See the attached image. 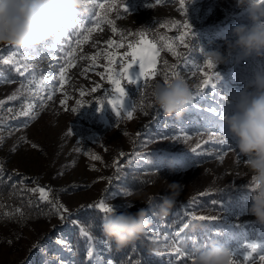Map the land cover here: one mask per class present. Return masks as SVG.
Masks as SVG:
<instances>
[{"label":"rangeland","instance_id":"rangeland-1","mask_svg":"<svg viewBox=\"0 0 264 264\" xmlns=\"http://www.w3.org/2000/svg\"><path fill=\"white\" fill-rule=\"evenodd\" d=\"M115 3L117 8L108 13V19L114 22L117 32H112L111 25L99 21V29L94 30L86 42L83 35L78 37L76 33L57 41L68 51L76 48L72 57H66L64 51H53L52 58L31 56L23 74L16 71L18 65L0 62V101L3 102L0 103V166L21 174L33 188L43 187L48 199L53 198L55 204L67 209L63 213L64 219L56 213L51 221L34 224L16 234L19 243L16 250L10 243L15 235H10L9 241L0 240V264H75L70 241L73 226L70 216L76 209L104 200L118 211L135 212L141 207L149 208L151 216L156 198L167 195L173 183L177 193L175 201L179 205L174 215L180 226L175 229L163 225L160 217H152L146 230L149 236L156 242L172 239L161 242L163 250L155 249L152 254L160 257L163 264H192L198 251L218 241L233 251L239 249L235 264H249L243 261V255L250 251L246 245L264 244V227L256 224V218L249 214V194L254 187L252 172L247 167V158L236 148V141L228 132L222 113L228 104L226 115L231 114L241 92L252 91L250 82L254 74L264 71V58L242 59L240 50L234 46L232 28L249 23L247 16L236 6L235 0H184L186 14L179 0H159V3L157 0H115ZM150 3L155 6L148 7ZM125 7L128 11H124ZM78 14L83 17L81 23L84 27L77 26L76 31L88 35L85 29L93 27L97 20L93 17L89 22L90 13L86 9ZM167 21L179 24L162 26ZM185 21L191 26L185 38L187 47L175 39L185 31L181 27ZM139 32H144V39L156 44L160 55L178 66L176 72L188 82L193 92L188 116L177 118L175 122L161 117L152 127L146 124V130L142 132H138V128L144 127L145 118L134 112L128 119L123 112L116 115L106 101L103 105L99 103L106 93L112 92L113 86L98 75L105 73L108 64L105 53L116 59L114 67L119 71V57L128 51V43L139 39L136 35ZM161 36L174 43L178 58L162 47ZM77 39L81 40L80 45L75 43ZM108 40L123 42L125 47L108 48ZM42 44L30 48H39ZM16 49L22 48L0 44V56L8 58ZM217 49L231 53L230 59L209 70L205 67L204 51ZM91 56H97L95 66L85 72L84 69L93 64ZM57 58L59 64L66 60L75 61V66L67 70V83L62 90L52 76L58 74L59 66L49 67ZM14 59L21 61L20 55ZM133 69L138 70V65L134 64ZM201 70L212 76L216 88L211 85L200 87L204 79ZM214 72H218L222 79L212 75ZM121 83L128 93L125 102L132 103L128 92L131 84L127 80ZM97 85V91L92 92ZM49 93L53 94L51 100L47 99ZM221 97L224 98L222 101ZM30 104L33 107L29 116L21 115ZM98 107L103 110L97 111ZM74 108L77 111H72ZM213 108L215 113L211 111ZM225 138L228 145L217 143ZM197 144L200 148L194 153L191 149ZM92 156L101 159L94 160ZM117 161L119 170L114 167ZM137 167L146 171L167 169L170 174L135 192L126 187L123 180L126 168ZM149 198L152 199L151 206L146 203ZM222 198L225 200H220ZM192 215L215 219L193 221ZM190 221L185 234L175 238V233ZM194 225L198 227L194 228ZM85 239L86 254L90 245L93 250V256H87L91 264H107L111 260L104 240L93 237L89 240L86 236ZM173 246L180 247L184 256L175 253ZM260 254L264 253L258 248L253 254L255 264H264L259 260Z\"/></svg>","mask_w":264,"mask_h":264},{"label":"clouds","instance_id":"clouds-1","mask_svg":"<svg viewBox=\"0 0 264 264\" xmlns=\"http://www.w3.org/2000/svg\"><path fill=\"white\" fill-rule=\"evenodd\" d=\"M235 3L242 8L249 23L232 28L234 46L240 50L242 59L264 58V3L258 0H235ZM84 9L85 0H0V44L18 48L40 45L73 23ZM204 52L215 68L227 63L231 56L218 49ZM250 87L252 91L241 92L234 111L224 116L223 122L235 139L239 153L247 158L251 182L257 185L249 194L248 211L256 218L255 223L264 227V71L254 74ZM150 97L165 116L176 118L182 117L193 102L192 88L182 76L168 83L156 82ZM175 187L174 183L169 186L168 194L161 197L151 216L149 208L144 207L135 212L114 209L101 222L103 235L118 249L134 243L148 229L152 217L163 218L169 214L176 202ZM146 203L151 206L152 199ZM233 259V250L228 245L214 241L195 254L192 264H233Z\"/></svg>","mask_w":264,"mask_h":264},{"label":"snow or ice","instance_id":"snow-or-ice-1","mask_svg":"<svg viewBox=\"0 0 264 264\" xmlns=\"http://www.w3.org/2000/svg\"><path fill=\"white\" fill-rule=\"evenodd\" d=\"M259 3L264 2V0H258ZM157 3H159V0H157ZM181 9H184V0H179ZM148 7H154L153 4H148ZM117 8V4L115 3V0H85V9L89 10V17L88 20L91 22L92 18L95 17L97 20V23L93 25V27L85 29V31L88 33V35H84V32H77V26H80L83 29V24L81 23V20L83 19L82 15L78 14L77 19L67 27L59 29L52 40L46 41L44 44H42L39 48H22V49H16L15 51H12V56L8 58H4L3 56H0V62L3 64H13L18 65L16 66V71L20 72V74H23V69H26L28 67L27 61L31 56L36 57H44L47 56L49 58L53 57V51L59 52L64 51L66 57H72L73 54L76 52V48H71V44H69V48H71L70 51L66 50L63 45H60L57 43L58 40L70 38L73 33H76V35L79 37L83 35L84 42H86L89 39L90 34L94 31L99 29V21H104L105 23L112 26L111 30L112 32H117L116 27L114 26V22L111 19H108V13L111 12L113 9ZM124 11H128L127 7H125ZM185 14L187 12L186 9H184ZM179 24L177 21H167L162 24V26L170 27L172 25ZM181 27L184 28V32L181 33V35L175 39L179 40V43L181 46L187 47V44L185 42V38L189 35L190 25L185 21ZM139 39H137L135 42H130L127 44L128 51L124 54V56L119 57L120 60V68L119 71L115 70V63L116 59L113 58V56L110 53H105V59L108 61V64L105 68V73L101 74L98 73V75H102L105 79L108 80V82L113 86L111 93H106L103 100H101L99 103L101 105L104 104L106 101L107 104H110L112 106V109L116 112V115H121V112H123L128 119H131L133 116V112L135 111V105L128 102H125V97L128 96V93L126 92L125 88L122 86V81L127 80L129 84H135L137 86V90H141L143 87L146 86L147 82L154 78L157 74V64H158V58L160 56V49L157 48L156 44L152 41L144 39V32H139L136 34ZM159 39L162 42V47L166 48L169 52H171L174 56L179 57V53H177L174 50V43L171 41L166 40L165 37H159ZM77 45H80L82 42L80 39H77L75 41ZM106 44L108 48H112L113 46L117 48H123L125 47L123 42H117L115 40H108L106 41ZM17 55H20L21 61L18 62L14 59ZM99 55V53L97 54ZM128 57H131V59H127ZM84 57H81L83 59ZM90 59L93 61V64L89 66V68L84 69L85 72L91 70L92 67L95 66V61L97 59V56H91ZM138 65V70L133 69V65ZM164 68L162 70V73L164 75V81L165 83H168L170 81L169 76H171L173 79H175L177 76H179V73L175 71V69L178 67L177 65H169L167 61H163ZM59 66V71L57 73H53V81L55 83H58L62 86L67 83V70L70 67L75 66L74 60H66L64 64H59V58H57L55 64L49 65L51 68H56ZM205 67L209 70L214 69L215 65L212 64L211 61L207 60ZM58 75V79H57ZM201 75L204 77L202 80V83L200 85L201 88H205L209 85H211V88H216V84L212 82V76L208 74V72L201 70ZM212 75L219 78L220 75L218 72H214ZM55 83L53 85V91H55ZM97 88H99V85L94 87L91 91L96 92ZM81 95H84L83 91H81ZM108 97H111L110 99ZM53 98V94L49 93L47 96L48 100H51ZM221 101L224 98H219ZM0 103H3L0 101ZM64 101H61V104H63ZM44 100L41 98V106H43ZM33 105L28 106V110L23 111L21 115L29 116L30 111L32 109ZM141 107H143V101H141ZM148 107H152L151 104L148 105ZM103 107H98L97 111H102ZM72 111H77V109H72ZM212 112H216V109H211ZM228 112V104L224 106L222 113L223 117L226 116V113ZM147 114V113H145ZM34 119L35 117H31ZM127 135V133H125ZM139 135V134H137ZM215 136V133L212 134ZM188 138V137H186ZM218 144H224L228 145L229 141L227 138L220 139L217 141ZM34 148L37 147L36 145H32ZM231 147V145H229ZM200 148V145L197 144L196 147H193L191 149L192 152H197V149ZM15 148L13 149V151ZM138 157L140 156L139 153L136 154ZM120 156H124V153H120ZM94 160H100L101 158L99 156H92L91 157ZM114 167L119 170V161L114 162ZM0 169H2V166H0ZM252 191L255 190L257 187L256 184H254ZM29 191L32 192H39L41 194L40 199L43 201L48 200V196L46 193V190L43 187H37L34 189H30ZM199 195H206V193H200ZM215 203V201H214ZM131 205H129L130 207ZM54 211L60 215L61 219H64L63 213L67 212V209L63 207V205H57L53 203L52 205ZM88 207H93L98 209L101 213L108 215L111 214L114 210L112 206H109L104 200L98 201L94 205H88ZM62 209V211H61ZM17 213H20L21 217H23V213L20 212L19 209L16 210ZM9 215V214H5ZM215 217H209V216H196L192 215L193 221H209L214 220ZM190 223H186L183 225V227L175 233V238L179 239L182 237V235L185 234V230L189 228ZM81 233L88 237L89 240L92 239L91 236H89L88 232L81 228ZM262 238H264V231H262ZM167 239V238H166ZM207 245H205L206 247ZM246 248L250 251L246 252L243 255V261L249 262V264H255V257L253 254L257 253V250L259 248L261 253H264V244H257V243H249L246 245ZM175 253L180 255L181 257L184 256V253L180 247L173 246L172 249ZM239 249L233 251V264H235V259L238 255ZM87 256L91 258L93 256V250L92 246H89V249L87 250ZM259 260L264 261V254L259 255ZM107 264H112L111 260L107 261Z\"/></svg>","mask_w":264,"mask_h":264},{"label":"trees","instance_id":"trees-1","mask_svg":"<svg viewBox=\"0 0 264 264\" xmlns=\"http://www.w3.org/2000/svg\"><path fill=\"white\" fill-rule=\"evenodd\" d=\"M176 58L178 57L176 56L175 59ZM162 60L172 65L171 61L161 54L158 58L156 76L150 79L141 90H137V86L135 87L133 84H131L128 90L132 104L135 105L134 112L145 118L144 127L147 125L152 127L161 117L168 122H175L177 119L175 116H165L162 111L153 104L150 97L152 86L158 81H164V75L162 73L164 65ZM169 79L171 80L172 77L169 76ZM141 101H143V107H141ZM149 104H151L152 107H148ZM187 112L188 110L182 117L188 116L189 113ZM107 127L108 126H105V128ZM144 127L138 128V132L145 131L146 127ZM125 170L126 175L123 184L135 192L144 190L146 187L157 183L160 179L170 174L167 169L146 171L143 167H137L130 169L126 168ZM21 176V174L9 172L5 169L0 170V240L9 241V236L15 235L16 237L10 240V243L14 245L13 250H16L19 244L16 242V234H19L24 229H29L34 224L47 223L56 215L52 207L53 203H55L54 199L49 198L47 201L41 200L38 192L29 191L34 188L27 183L28 180L23 179ZM220 200L225 199L222 198ZM160 202L161 197H157L153 204L154 210L158 208ZM17 209L23 213V217H21L20 213L16 212ZM178 209L179 205L175 202L169 214L166 217L160 218L162 224L171 225L172 228L178 229L180 223L174 215V212ZM6 213L9 215H5ZM103 218V214L98 209L88 207V205L76 209L70 216V221L73 222L70 241L75 264H91L87 258L85 248L86 239L80 231L81 228H84L89 236L106 242L108 256L112 264H163L160 257L154 256L152 251L155 249L163 250L160 243L170 242L172 240L171 237L156 242L145 231L134 243L118 249L115 243L109 241L101 231V222ZM162 258L164 259L165 256H162Z\"/></svg>","mask_w":264,"mask_h":264}]
</instances>
